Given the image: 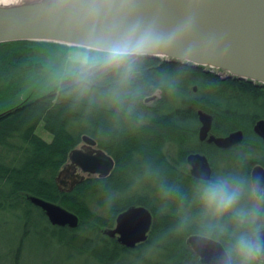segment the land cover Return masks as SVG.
Listing matches in <instances>:
<instances>
[{
  "label": "trees",
  "instance_id": "1",
  "mask_svg": "<svg viewBox=\"0 0 264 264\" xmlns=\"http://www.w3.org/2000/svg\"><path fill=\"white\" fill-rule=\"evenodd\" d=\"M58 45L63 44L1 42L0 72H5L0 73V95H10L13 84L48 70L55 59L46 53ZM90 51L95 54L89 61L106 53ZM78 65L58 83L0 110V226L9 224V215L22 229L9 251V264H20L34 233L43 245L53 241L56 250L92 264H203L186 243L192 233L215 238L228 251L233 234L244 230L231 214L202 227L184 218L187 208L194 219H203L194 191L201 180L190 174L186 156L203 153L215 177L229 174L250 186L251 166H264V140L252 129L255 120L264 118V85L152 57H134L130 73L123 68L94 71L86 80L73 74ZM155 92L156 98L146 102ZM198 110L212 115V133L240 129L243 140L229 149L200 142ZM40 124L50 133L49 141L36 133ZM82 135L94 138L113 158V168L106 176L88 175L71 190H61L56 176ZM167 145L176 147V153L170 156ZM28 196L74 212L78 225L51 224ZM242 199L240 206L247 209L257 198ZM131 205L147 207L152 225L145 241L128 248L103 229L113 227L116 215ZM257 224L264 225V203Z\"/></svg>",
  "mask_w": 264,
  "mask_h": 264
},
{
  "label": "water",
  "instance_id": "2",
  "mask_svg": "<svg viewBox=\"0 0 264 264\" xmlns=\"http://www.w3.org/2000/svg\"><path fill=\"white\" fill-rule=\"evenodd\" d=\"M133 31L152 37L150 46L138 57L202 66L223 77L264 85V0H27L0 5V43L47 41L108 52ZM155 98L153 94L145 101ZM197 114L200 141L228 148L243 140L240 129L215 135L211 132L212 115L203 110ZM252 129L264 140V118L255 120ZM186 162L193 177L213 178L204 154L190 152ZM113 165V158L94 138L82 135L56 180L61 190L69 191L85 178L84 174L106 176ZM250 181L254 194L260 195L264 166L252 167ZM28 199L53 225L74 228L79 223L78 215L58 203L37 196ZM151 225L150 210L131 205L119 212L114 226L103 233L132 248L147 239ZM253 239H258L264 249V228ZM187 243L201 263L226 264L227 250L217 239L192 233Z\"/></svg>",
  "mask_w": 264,
  "mask_h": 264
},
{
  "label": "clouds",
  "instance_id": "3",
  "mask_svg": "<svg viewBox=\"0 0 264 264\" xmlns=\"http://www.w3.org/2000/svg\"><path fill=\"white\" fill-rule=\"evenodd\" d=\"M151 43L150 34H136L133 31L99 60H80L73 74L86 80L94 71L123 68L130 73L132 59L142 54ZM194 191L203 217L219 222L224 216L231 214L238 228L244 229L233 234L230 249L226 254V264H264L261 259L264 249L258 239H253L254 234L264 227L257 224L260 204L264 203V189H260L256 203L247 209L241 207L240 203L246 194L251 196L253 190L242 178L229 175L201 180L197 182Z\"/></svg>",
  "mask_w": 264,
  "mask_h": 264
},
{
  "label": "rangeland",
  "instance_id": "4",
  "mask_svg": "<svg viewBox=\"0 0 264 264\" xmlns=\"http://www.w3.org/2000/svg\"><path fill=\"white\" fill-rule=\"evenodd\" d=\"M60 44L63 45H58V46H54L53 48L51 47L48 48L51 50H49V52H47L46 54L53 56L52 59L53 58L55 59V61L51 60L50 68H48V70L39 72V75L29 76L28 78H26L25 83L20 84L19 82V84L18 83L13 84L14 86H12L13 87L11 89L12 93L10 95H6V94L0 95V110L6 108L7 106L15 105L18 102H20L23 98L27 96H32L35 93H37L39 90L48 88L52 86V84L54 83H58L63 73L67 69H70L71 67L79 64V61L82 59L89 60L90 57L93 54H95L90 51L91 49L86 47L76 48L77 46L73 47L74 45H68L64 43H60ZM39 56L40 54L36 55V57L42 58V56L40 57ZM59 62L60 65L57 68H55L56 64H58ZM1 72H5V71L1 70ZM6 83L7 81L1 82V84L3 85H5ZM153 94L157 96L158 92H155ZM36 133L46 141H49L51 139L50 133L45 131L41 124L38 125L36 129ZM167 151L171 156L174 153H176L177 150L176 147L172 145H167ZM256 164H260V163H256ZM254 165L255 164L251 166V169ZM218 166L221 168L220 163L218 164ZM212 174H213L212 176L215 177V172L213 173V169H212ZM88 175L96 176V174H84V176H88ZM222 176H229V174L227 175L223 174ZM186 209H184V218L187 219L190 217L188 221L189 222L192 221L194 223L192 224V226L195 225L197 227L198 226L202 227L208 225V223L205 222L208 219H204L203 216H202L203 219H194L193 212H191L190 210L186 211ZM5 219L9 221V224L6 226H0V264H9V251L11 249L13 250V248L15 247L16 239L22 231L21 227L19 228V224H18L19 221L16 222V219L10 217L9 215H7ZM16 223L18 224V227L15 229ZM221 229L222 228H220V230ZM222 231L224 230L222 229ZM195 234H200V233H195ZM35 235L36 233L32 234V236H30L31 238L28 239L26 244V249L23 251L21 255L20 264H92L91 262H87L83 258L76 256L75 254L69 257L66 255V253H63V251L56 250L54 248L53 241H50L47 245H43L44 243H42V240L39 237H33ZM186 243H187V238H186Z\"/></svg>",
  "mask_w": 264,
  "mask_h": 264
},
{
  "label": "bare ground",
  "instance_id": "5",
  "mask_svg": "<svg viewBox=\"0 0 264 264\" xmlns=\"http://www.w3.org/2000/svg\"><path fill=\"white\" fill-rule=\"evenodd\" d=\"M24 1H27V0H0V5L7 6V5H14V4H21Z\"/></svg>",
  "mask_w": 264,
  "mask_h": 264
},
{
  "label": "flooded vegetation",
  "instance_id": "6",
  "mask_svg": "<svg viewBox=\"0 0 264 264\" xmlns=\"http://www.w3.org/2000/svg\"><path fill=\"white\" fill-rule=\"evenodd\" d=\"M262 139V138H261ZM200 142H205V141H200ZM207 143V142H206ZM208 144H211V143H208ZM239 144V143H238ZM238 144H235V145H232V146H230V147H228V148H221V149H229V148H231V147H233V146H236V145H238ZM214 145V144H213ZM187 166H188V170H189V172H190V166L187 164ZM211 168H212V166H211ZM213 169V168H212ZM191 174V173H190ZM250 174H251V169H250V172H249V179H250ZM213 175V174H212ZM250 187L252 188V185H251V181H250ZM262 189H264V186H263V188ZM252 190H253V188H252ZM252 195L255 197V198H258L259 197V195H255L254 194V191H252ZM264 227H261L260 228V230L261 229H263Z\"/></svg>",
  "mask_w": 264,
  "mask_h": 264
}]
</instances>
